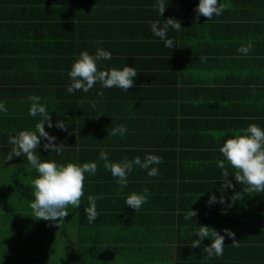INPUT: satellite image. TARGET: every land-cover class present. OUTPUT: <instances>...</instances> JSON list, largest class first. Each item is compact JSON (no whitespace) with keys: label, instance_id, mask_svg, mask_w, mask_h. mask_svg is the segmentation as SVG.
<instances>
[{"label":"crops","instance_id":"1","mask_svg":"<svg viewBox=\"0 0 264 264\" xmlns=\"http://www.w3.org/2000/svg\"><path fill=\"white\" fill-rule=\"evenodd\" d=\"M165 2L160 16L157 0H0V102L7 108L0 112V226L14 231L21 213L34 212L27 198L34 197L38 173L23 154L6 161L13 147L9 133L35 131L42 119L29 115L30 96L46 105L53 127L45 122V130L64 148L60 154L47 151L42 138L35 150L41 161L98 163L95 175L85 174L80 207L69 205L68 220L49 225L57 229L68 222L74 232L72 252L58 254L66 261L58 264H264V192L244 193L219 151L249 124L264 129V0H218L223 13L211 20L200 16L196 24L199 0ZM170 17L182 28H169L174 44L166 48L148 22L163 24ZM249 41V53H240ZM97 48L112 55L98 62L99 69L136 68L134 87L124 91L97 82L88 92H67L73 62L81 51L95 55ZM57 121L66 128L55 127ZM118 125L126 126V134L108 135ZM101 149L111 162L137 156L143 161L152 154L164 163L153 165L156 177L134 166L120 191L99 160ZM219 160L234 188L222 189ZM144 188L149 198L134 212L125 200ZM236 193L242 198L233 201ZM89 195L104 197L91 225L82 223L88 221ZM211 195L217 201L223 195L225 203L208 204ZM191 208L197 215L185 220ZM201 225L225 236L222 256L203 252L208 238L191 247ZM225 228L235 233L238 246L231 245ZM10 237L5 244L15 253L12 261L35 253L41 259L31 251L21 257ZM4 252L0 261L10 259Z\"/></svg>","mask_w":264,"mask_h":264},{"label":"clouds","instance_id":"2","mask_svg":"<svg viewBox=\"0 0 264 264\" xmlns=\"http://www.w3.org/2000/svg\"><path fill=\"white\" fill-rule=\"evenodd\" d=\"M155 7L158 9L160 16L165 11V0H157ZM225 10V5L219 4L218 0H199L195 9L196 16L194 24L199 21L200 16H204L207 20H211L214 16H220ZM152 33L164 41L166 48H173L174 41L167 38L169 28L179 31L181 23L175 18H167L163 24L160 21H149ZM252 48L251 41L246 46H241L238 51L247 55ZM111 52L102 48H97L95 55H90L88 51H81L79 56L73 62L68 76L71 78V83L67 87V92L75 93L83 90L88 92L99 82L103 88H120L127 91L134 87V78L137 76L135 67L125 65L122 69L107 68L101 70L98 68V62L101 60H110ZM202 59V58H199ZM98 96H103V92H98ZM31 106L29 115L36 117L41 116L42 119L35 125V131L23 130L12 135L9 133V143L13 145L11 151L7 155L6 161H11L13 157H20L22 154L26 156L27 161L32 168L38 173L33 180L35 188L34 200L30 207L33 209L37 219H43L51 222H62L69 215L66 210L69 205L74 208H79L81 198L84 196L85 174L95 175L98 170L97 162H86L82 165L75 163L57 164L55 161H41L40 157L35 154V150L40 148L41 139L47 142L43 144V148L47 151H54L57 154L63 152L64 148L61 144H56V137L49 135L45 130V122L48 127H53L50 114L46 110V105L41 104L40 97L32 95L29 97ZM0 112H7L5 102H0ZM55 127L64 130L66 128L64 121H57ZM127 132L124 125H118L108 132V135L115 136L119 134L123 137ZM154 151V150H153ZM219 151L226 158L228 164L234 168V178L237 184L244 185L243 192L247 194H259L264 192V129L255 123L249 124L246 128L240 129L233 135L232 138L226 139ZM99 160L104 161V168L111 171V174L116 178L117 184L120 186V191L128 185V175L134 169V166L147 170L149 177L159 175V169L153 165L164 163L162 157L149 154L142 161L139 156L131 161L125 157L122 161L111 162L108 158V153L105 149L99 151ZM218 167L222 169V176L225 183L223 188H234V185L227 178L230 176L225 161H217ZM119 195V192H118ZM149 190L143 189L142 193L131 192L125 200V204L132 208L134 212L139 211L143 204L149 198ZM103 195H89L87 197L88 207L84 209L87 215L88 222L92 223L99 216L97 211V201L102 200ZM242 198V193H236L232 196V200ZM219 202L225 203V198L222 195L217 201L215 195H211L208 204ZM197 215V212L191 208L184 219H192ZM224 233L232 239V246H238V241L235 239V233L228 228H225ZM199 239L192 241L191 247H200L201 241L205 238L211 240L210 245L203 247V252L207 253L209 258L215 256L220 257L224 252L225 236L221 235L216 229L201 225L194 233Z\"/></svg>","mask_w":264,"mask_h":264},{"label":"trees","instance_id":"3","mask_svg":"<svg viewBox=\"0 0 264 264\" xmlns=\"http://www.w3.org/2000/svg\"><path fill=\"white\" fill-rule=\"evenodd\" d=\"M27 200L30 204L33 202L34 197L27 198ZM19 217L22 221L18 223L17 227L14 228V231L12 229L10 231H5L3 225L2 227L0 226V245H6L5 241H7L8 237H10L9 234H11L10 239L11 241H14V243L10 244V246L14 248L21 257H23L24 251H31L38 252L39 254H37V257H41V259L36 258L35 253L34 255L32 254L28 256L30 257L29 259H18L14 264H50V260L66 262L64 260L60 261L58 254L64 257L72 252L71 248L74 245V232L68 222L59 225V228H63V231H61L56 228L50 229L49 225L51 224V221H48L47 224L43 223V219H41V221L40 219H37L34 212L30 213V215L29 213H27V215L21 213ZM67 217L66 219L68 220ZM82 223L91 225L88 221H83ZM53 230L55 232L56 230L59 231L60 236L56 235L57 237H55ZM6 248L7 246L0 247V253L1 251H6Z\"/></svg>","mask_w":264,"mask_h":264},{"label":"rangeland","instance_id":"4","mask_svg":"<svg viewBox=\"0 0 264 264\" xmlns=\"http://www.w3.org/2000/svg\"><path fill=\"white\" fill-rule=\"evenodd\" d=\"M5 220H6V218H5ZM40 221H41V219H40ZM44 222H46V221H44ZM3 224H5V221L3 222ZM57 229H59V230H61V231H63V228H57ZM70 239V238H69ZM71 240V239H70ZM4 246H7V245H0V247H4ZM1 252H3V251H1ZM4 253H8V256L7 257H10V259H8V260H5V261H0V264H2V262H8V263H10V264H14L17 260H15V261H12L11 260V256H14L15 255V253L14 252H11L9 249H8V246H7V250L4 252ZM10 255V256H9ZM0 258H1V254H0ZM29 261V260H28ZM53 264H58L56 261H51ZM23 264H25V263H23Z\"/></svg>","mask_w":264,"mask_h":264}]
</instances>
